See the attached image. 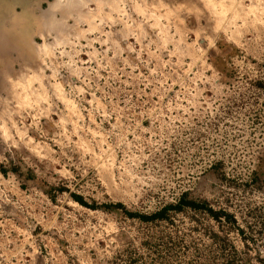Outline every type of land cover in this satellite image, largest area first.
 I'll return each instance as SVG.
<instances>
[{
  "label": "rangeland",
  "instance_id": "rangeland-1",
  "mask_svg": "<svg viewBox=\"0 0 264 264\" xmlns=\"http://www.w3.org/2000/svg\"><path fill=\"white\" fill-rule=\"evenodd\" d=\"M0 264H264V0H0Z\"/></svg>",
  "mask_w": 264,
  "mask_h": 264
},
{
  "label": "trees",
  "instance_id": "trees-1",
  "mask_svg": "<svg viewBox=\"0 0 264 264\" xmlns=\"http://www.w3.org/2000/svg\"><path fill=\"white\" fill-rule=\"evenodd\" d=\"M170 207L171 208H176V210L177 209H181L183 207H189V208L195 209V210L196 209H204V211L209 213L215 220L220 219L219 217H221V215H223L224 216L223 218H224L225 221L230 220L232 223H235V219L233 218V216L228 215V214H226L223 211L216 212V211L212 210L211 208L206 207L205 204L201 205V204H198V203H195V202L185 201L184 199H181L177 205L170 206ZM163 212H165V211L161 210L160 212H157L155 214V218L156 219L161 218L163 216V214H164Z\"/></svg>",
  "mask_w": 264,
  "mask_h": 264
}]
</instances>
